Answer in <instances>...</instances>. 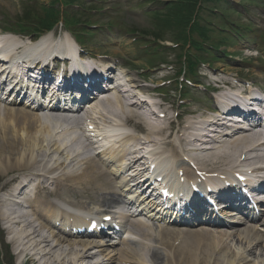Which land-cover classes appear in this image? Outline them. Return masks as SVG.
Instances as JSON below:
<instances>
[{
  "label": "bare ground",
  "instance_id": "6f19581e",
  "mask_svg": "<svg viewBox=\"0 0 264 264\" xmlns=\"http://www.w3.org/2000/svg\"><path fill=\"white\" fill-rule=\"evenodd\" d=\"M10 38L17 41V39L15 38ZM50 41L51 39L47 37H43L38 42L28 41L26 42V45H24L23 48L20 49V51H18L14 57L10 58V60L16 62L26 61L29 63L31 61H35L42 56V47L46 44L49 45ZM54 47L57 51L63 49V45L58 42L56 44L54 43ZM0 64H3L2 59H0ZM87 67L88 66L83 63H81L80 65L81 70H85ZM110 84V88L103 94L102 97V104L107 105L110 108L107 109L103 107V111L99 112H97L98 109H95L93 114L91 113L92 115L89 114V116H91L88 118V120L91 121V126H95L96 131H98V133L100 132L98 135L99 138H104V144H102L104 150L102 151L103 154L101 159L102 162L107 166V171L102 166L98 165L95 159H89L88 157H85L86 159L84 160V168L80 169L77 172L69 170L71 167V163L75 162L76 158H72L69 155L68 157H66L64 152H66L68 148V139L72 137L70 133L77 132L76 128L70 129L69 125L61 124L60 122H44L38 116V113L32 114V112H29L28 109L22 108L15 110L13 108H8L10 110H7L3 113L0 109V135H5V133H7L5 129H12V127L13 133L21 131L23 134L19 142H17V135H14L12 141L6 142L4 144L6 148H8V146L10 145L11 154L14 153L15 150H21L18 148L20 147L18 145L19 143L24 149V151L21 150L23 152V155H21L22 157L14 162V167H16V170L22 171L23 173V170H25L26 167H34L36 164L38 165L37 160L33 159V153H35V151H45L53 155L52 160L57 159L55 162V165L57 167H47L46 171L44 172L45 174L40 175L39 173H36L34 175H30V177L33 178L31 180L33 183L36 181L39 182V187H37L36 190L37 200L39 199L38 196L40 195L42 190V183L48 180V176H46V174L55 173L62 169L65 171L62 174L64 175V178L59 176L58 180L56 181V185L60 187L59 190L66 189L68 191H74L75 195L78 196V198H89L88 201L91 203L95 201L101 203L103 201L105 203V206L106 204L110 205L113 202H116L120 197L116 187L118 186L119 188H121V190L127 189V186H124L123 188L122 180L125 177L123 176V172L126 171L127 167L133 168L137 163H140L143 160L138 158V155L133 158H129L130 156H133V154H137V152L132 154V143H135V145L138 147H142L139 150L151 148L150 145L153 146L152 150L156 152L155 155H159L160 166H162V168L167 171V173L169 174V176L167 175L168 177L172 175V179H176L177 181L178 176L176 175L182 169L183 164L186 163L183 157L186 156L188 150L186 151L181 141L180 144L178 143L179 140H176V144H172L170 136H165V131L170 129V119L166 117L164 120L159 119V122L154 121L153 124L149 123L147 125V128L149 129L147 130L149 132V137L146 138V140L150 143L148 144V147L146 146V144L144 145V143H138L136 137L128 133V126H131L132 123H134V117L142 109L151 110L150 115H152L155 119L159 118L155 110L150 108L147 102L140 100L137 94H130L131 91L134 90L137 91L138 94L146 96L148 92H150V90L142 85L139 77L135 74H131L129 76L128 85L130 86V91L124 89L125 85L121 83L118 84L114 80H112ZM111 93H115L117 95L109 96ZM95 114H99V117L92 118ZM24 116L27 118L23 119L27 123V125L23 127L17 126L18 123H16V120L22 119ZM7 121H13V123L7 124ZM165 124H167L168 126ZM189 130L190 129H187L186 131ZM30 134H32L34 138L30 137ZM2 138L6 140L4 136H2ZM112 139H116L118 140V142L112 144ZM162 141H164L165 144L164 151L160 149L161 145L158 144ZM106 143H111V145L109 147H106L108 146ZM254 144L255 142L249 140L247 137H245V135H236L234 137H230L229 143L226 144V149H224L226 150V152H220L221 148H224L223 145L215 144V147H213L212 144L208 143L205 144V146L211 147V149H205L201 151H199L200 149H198L196 151L197 154L199 152V154H202L203 157L199 158L198 162L201 165H203L205 161H210L212 165L217 164V169H219L218 171L222 169L219 167L220 164H226L227 166H229L232 162L242 167L243 165H249V162L254 160L258 165L264 166V155H261L260 151L249 149ZM27 151L30 153V156L26 154ZM221 151H223V149ZM230 152V156L226 155V153ZM4 154L5 156L3 157L7 159L5 163L9 165V167H11L10 163L12 162V158H7L8 156L10 157L9 151L7 152L8 156H6V153ZM237 155L245 156L246 159L242 162V164H240L238 160L235 159L237 158ZM3 157H0V166L3 165V161H1L3 160ZM199 167L206 170L208 174L212 172L213 174L218 175V172H216V170L211 171L204 166ZM148 169L149 167L145 172H147ZM258 171L260 172V174H263L262 172H264L262 170ZM222 172L225 174L227 171L222 170ZM141 173L142 172L140 171L138 172L139 175ZM195 175L196 171H194V176ZM122 176L123 178L119 180ZM18 179L20 180V178H16L15 181H17ZM262 179L264 180V177L261 178V180ZM31 181H26L25 184L19 185V191L21 192L26 190L28 183L31 184ZM64 181L71 183L69 185H65ZM216 184H219V186L222 185L220 183ZM259 186L261 189L264 188V186H261V184ZM89 194H94V199H91V196H89ZM49 196H51L49 192L44 193V196L42 197L43 201L39 202L37 205L32 204L31 202L29 206L30 209L32 208L35 210V212H33L32 210L35 220H39L41 222V227L39 226L40 228L38 227V225H35L36 221H27V216L24 215H21L19 221H16L14 223V225L16 226L19 225L18 230L16 231L17 238H15V240L17 239L18 241H20L25 248H28V246L31 245L33 247V250H40L38 253L40 254L38 258H40V260L42 261L44 260L45 264H69L65 261L68 256L72 257V259L69 260L71 264H116V261L119 260L122 264H163L159 260L161 259L159 257V250H164L166 252V250L168 249L170 250V252H166L165 254V257L167 258V264H198L200 262V258L199 256H197L198 252L196 251H199L200 249L206 250L205 254L207 253L208 256L206 258V264H212V260L216 258L215 256H218L219 261H222L223 263L227 262L229 264H249L251 260H249L248 257L251 254H255L254 250L256 249V246L261 245L262 247H264V233H262L261 230H259L257 227L253 226L237 227L227 225L224 222L223 224L213 222V224H211L217 227V230L214 231L215 233H208L204 231H201L200 233L194 231L183 233L172 231L171 229H162L158 230L157 232L149 230L142 225L130 223L129 225L131 227V233L139 234V236L144 240L143 242L141 241L138 243V248H140V251H144V253L151 251V248L149 246V248H147L145 242L153 241L155 242L154 244L157 245V248L152 252L151 262H147V259L145 258L147 255L145 254L146 256H144L143 252L139 253L138 249L135 251L129 249H121V251H116V249H112L109 246H106L102 241H97L95 239L86 241L82 240L79 243L70 242L67 244L69 247V251H64V246L66 245L67 241L56 240L55 244L52 245L51 239H49L46 235H43L41 231L42 228L46 230H52L50 222H54L55 220H61L63 222H71L73 220L76 224H81L86 220L85 216L89 214L85 213L83 210L79 211L80 209L85 208L83 204L79 206L78 203L71 202V205L68 206L64 202H68L69 198H62V193L58 191L54 193V196L58 199H62L61 203L56 204L54 202H50L48 198ZM70 206L77 207L79 209L69 208ZM45 207H47V210L44 209ZM194 207L197 208L198 205L194 204ZM262 210H260V213H263L262 218L259 220V222L260 226L264 227V208ZM43 211L49 212V214L46 215L47 222H45L43 218L37 217L43 216ZM199 215H201V213L198 214V217ZM59 217L61 218L59 219ZM25 221H27V223ZM168 221L171 224L165 222L167 226L174 225L170 220ZM195 222L196 221L193 219L189 222V224H193ZM203 224L210 225L209 222ZM204 230H207L206 227L204 228ZM56 232V230L52 231V233ZM181 236L183 237L181 242L182 244L177 247L175 244L178 242ZM234 239H236V241H238L240 244H244L247 246L246 252L240 253L238 251L231 252L228 250L225 242L227 240L234 241ZM191 240H193L194 242L193 245L189 244ZM186 251L187 254H183ZM191 252L193 254H190ZM181 254L185 256H181V262H175L176 258L173 260V263L170 261L172 257H178ZM28 261L33 263V257ZM253 264L255 263L253 262ZM257 264L262 263L258 262Z\"/></svg>",
  "mask_w": 264,
  "mask_h": 264
},
{
  "label": "rangeland",
  "instance_id": "374dc122",
  "mask_svg": "<svg viewBox=\"0 0 264 264\" xmlns=\"http://www.w3.org/2000/svg\"><path fill=\"white\" fill-rule=\"evenodd\" d=\"M35 4L34 7H38V4L40 2H43L44 4L48 5L46 0H34ZM88 5L87 7H91L94 3L93 0H85ZM237 3H239V0H235ZM25 3V2H24ZM264 4V2H263ZM98 8H104L105 9V14L103 17L99 15H95L94 18L92 17L93 13L85 11L84 14L89 16L88 22L90 24H96V23H102L106 24L107 22H114L116 25H118L117 30H111L109 28L100 29L99 27L95 29H91L95 32L94 36H86L85 41H83V44H85L88 52L94 54V55H99L101 61L104 62H109L112 65L116 64L117 66H120L117 69L116 75L119 79L121 77V72L123 73H130V74H135L139 77L140 82H142L143 85L146 87H150L152 90V93H150V96L154 98V101L156 103V106H161L162 109H157L161 111H166L167 112V117H175V112L176 111H181V113H190L194 112V115L192 116H187V120H197L199 116H206L209 114L207 111L211 110L215 105L212 104L211 100L208 97V94L204 95L203 93H200L197 91V89H193L189 87L188 85L184 86V89L180 90H175L176 87H178V84L174 83L168 87L163 89L162 91H153L157 86H162V83H166L165 80H172L173 77H175L176 73L174 70H171V68H168V65H165L162 60H166L167 63H172L175 62V55L177 52H170L167 51L165 56H158L159 58L154 57L152 59L153 54L151 52H147L141 50L138 45L134 44L132 40L129 38V36L126 37V32L125 30H128L129 28H136L140 29L143 31H146V33H151V30H155L154 26V20L149 17H144V11L145 9V4L141 2V0H102V2L97 4ZM142 5V6H141ZM96 6V5H95ZM151 6H146V8H149ZM110 9H113L111 11ZM23 10V4L22 0H0V28L3 29L4 23L3 21V15L2 14H7L10 15L12 18H16L19 16ZM71 10V9H69ZM77 10V9H76ZM44 11H46L44 9ZM79 12L83 13V11L78 10ZM250 16L251 18H255V23L258 26L256 29L257 31L255 33L250 34V38L255 42V43H245V42H237V43H232L229 45V48H227V53L228 57L226 60H222L220 62H216V64L213 65V71H211L208 68V65H205V67L200 68L199 72H201L200 76V83L204 84L205 86L209 85V81H205L203 78L205 75L212 77L211 74H219L227 77L228 79H243L245 78L246 81H250L256 86H259L261 90H264V59L260 58V55H258V49L260 45V40L261 37L259 34L261 33L262 30H264V6L262 8L257 7H251L250 9ZM84 16V15H83ZM80 18L82 16H79ZM80 20H86L85 18H81ZM240 23H246L247 22V17L246 18H240L237 19ZM220 24V23H219ZM80 28H84V26H79ZM66 29L64 27H59L54 31L55 38H58L60 34L61 36H66L67 34L65 33ZM158 34L162 35V41L163 44L170 45L172 42H176L174 40L175 35H173V30L165 31V30H159ZM154 35H157L155 33ZM215 35H218L217 33L214 34V39H219L215 38ZM171 46V45H170ZM224 50V49H222ZM150 55V56H149ZM221 59H224V56H220ZM178 65V64H177ZM167 67V68H165ZM121 68V70H120ZM177 70V69H176ZM242 77V78H240ZM120 81L123 79H119ZM224 81V79H222ZM124 82V81H121ZM173 91V92H172ZM180 91L181 92H188L189 95L183 96V103H180ZM224 91L228 92L229 89H224ZM130 94H133L131 91ZM113 96H116L117 94L112 93ZM162 99V100H161ZM180 106H183L182 108ZM19 108V107H18ZM1 112H5L4 110H1ZM27 119L25 116L22 119H17L16 123L17 126L23 127L26 126L27 123L23 120ZM186 119L183 120V124L186 122ZM23 120V121H22ZM174 120V119H173ZM22 121V122H21ZM7 124H12V122L7 121ZM141 119L138 118L135 120L134 124H132V127H129V133L133 136H136V138L139 139H146L149 137L148 135V129L145 128V126L141 125ZM136 125V126H135ZM134 127V128H133ZM173 140L176 139V134L178 130V126L175 123L173 126ZM7 133L1 134L0 135V157L5 156L4 153L9 151V155L7 158H12L11 167L7 165L5 162L7 161L6 158L3 157V165L0 166V190H4L5 188H8L10 186L11 180L15 179V177H21L27 175H34L36 173L42 174L46 171L47 167H56L54 165V162H51L52 157L45 151L43 152H37L33 153V159L37 160L38 165L36 164L34 167H26L25 170L18 171L16 170V167H14V162L19 160L23 155L24 149L21 147L20 143L18 144L20 147H18L21 150H15L14 153H10V145L8 148L4 145L6 142L12 141L14 135H17V142H19L20 138L22 137V132L17 131L13 133V127L12 129H5ZM168 131V132H167ZM165 131V136L170 133L169 130ZM4 136L6 140L2 138ZM30 137L34 138L32 134L29 135ZM162 148V146H161ZM28 156H30V153L27 151L26 153ZM25 154V155H26ZM65 156L68 157L70 155L71 157L74 156V153L69 151V149L64 152ZM237 158L236 160L238 159ZM196 158H203L202 154H199ZM204 162V161H203ZM205 164V165H204ZM203 164L204 167L208 169H217L218 165H212L210 161H205ZM74 168L75 171H78L79 169L82 168V164L76 165L74 163ZM220 168H226L228 169L229 167L226 164H220ZM73 170V169H71ZM29 173V174H28ZM71 182L64 181V184L69 185ZM57 184V183H56ZM32 187H35L34 185ZM47 192H60L62 193V198H69L68 202L66 203L68 206L71 205V202H76L78 203L79 206L83 204V206L87 210H97L98 206H101L102 209L106 206L104 205V202L102 201L101 203L95 201V202H89V198L82 199L78 198V196L75 195L74 191L71 190H59L60 187L51 183L47 184ZM62 187V186H61ZM36 188V187H35ZM46 192V191H45ZM94 194H89L91 196V199H94L93 197ZM44 195H41L37 201V204L41 201H43ZM50 202H54L56 204H59L62 202V199H58L55 196L49 197ZM73 207V206H72ZM47 210V207L44 208ZM49 211V210H48ZM48 211H45L46 213ZM0 229L1 231L7 235L6 229H4L2 221H1V216H0ZM264 230V228H263ZM11 239L10 238H5L6 243L9 242ZM226 240V239H225ZM182 244V243H181ZM190 245H193L194 242L191 240L189 243ZM227 248L229 251H234V252H240L244 253L246 252L247 246L244 244H240L236 239L234 241L232 240H227L225 242ZM176 246L178 247L179 245L176 243ZM133 248L134 246L131 245ZM2 248V245H1ZM118 251L120 250L117 248ZM137 249V248H136ZM179 249V248H177ZM11 254L12 256H15V262L18 264V256L16 253V249L14 246V243H11ZM195 251V249H194ZM166 252H170V250H166ZM166 252L164 250H159V257L161 259L160 262L163 264H167V258L165 257ZM198 252L197 256L200 258V262L198 264H206L207 260L206 258L207 253L205 254L206 250L205 249H200ZM187 254V251L184 252L183 254ZM255 254H251L248 259L251 260L249 264H257L258 262L264 264V250L261 245L256 246V249L254 250ZM190 254H193L192 252ZM150 259L149 261L152 260V251L149 253ZM185 257L184 255H180L178 257L174 256L170 259V261L173 263V260L176 258L175 262H181L182 257ZM212 260V264H229L227 262H222L219 261V257L215 256ZM6 259H9V256H7ZM71 259V257H68L65 261ZM146 259H148L146 257ZM197 260V259H195ZM210 264V263H209Z\"/></svg>",
  "mask_w": 264,
  "mask_h": 264
},
{
  "label": "trees",
  "instance_id": "16d2710c",
  "mask_svg": "<svg viewBox=\"0 0 264 264\" xmlns=\"http://www.w3.org/2000/svg\"><path fill=\"white\" fill-rule=\"evenodd\" d=\"M258 0H241L240 4H250V5H255L257 4ZM202 2L207 5L209 3H212L216 8H226L223 10L222 14L223 16H225L227 21H230V16L228 15V13H237L238 12L236 10H234L233 5L227 1V0H178L177 4H175L174 6L170 7L172 8V10L170 11L169 14V18L167 20L164 19H160L158 21H156V25H155V30H170L171 29H175V28H183L182 31V36L179 38V40H187L188 39V35H189V30L191 28L192 25V21H196L193 28L199 30L200 33V39H203V42H208L210 40V34L213 32V29L210 27H207L206 25H202L200 26L199 23V15L200 13H202V7H199L200 4H202ZM194 17L196 18L194 20ZM59 16L58 15H51V17L46 18L44 21L49 24V25H45L44 28L46 27H50L52 28V25H54L53 23L58 21ZM175 27V28H174ZM222 27L227 28L226 24L222 25ZM236 30L235 32L239 33L241 35V37H243V34L240 31V28L238 26V24H236ZM158 31H154L151 30V32H153V34L157 33V35H155L156 39H160L162 37L161 34H158ZM221 47L220 44H214V49L215 48H219ZM198 49L200 50L201 48L198 47ZM212 55V54H211ZM190 63H189V71L191 73H193L194 71V67L196 66V61L189 59Z\"/></svg>",
  "mask_w": 264,
  "mask_h": 264
}]
</instances>
